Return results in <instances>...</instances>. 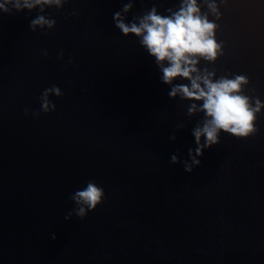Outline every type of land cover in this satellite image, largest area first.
Returning a JSON list of instances; mask_svg holds the SVG:
<instances>
[{"label":"water","instance_id":"95a60500","mask_svg":"<svg viewBox=\"0 0 264 264\" xmlns=\"http://www.w3.org/2000/svg\"><path fill=\"white\" fill-rule=\"evenodd\" d=\"M62 4L0 12V264H264V0H197L224 52L197 68L214 82L247 77L240 94L261 103L256 133L221 130L199 165L203 102L169 96L190 81L163 83L141 38L113 20L119 11L138 23L153 7L171 15L180 0ZM38 15L56 26L32 31ZM53 86L61 95L48 94L56 110L45 113ZM90 181L105 197L87 212L71 197Z\"/></svg>","mask_w":264,"mask_h":264},{"label":"clouds","instance_id":"9594fccd","mask_svg":"<svg viewBox=\"0 0 264 264\" xmlns=\"http://www.w3.org/2000/svg\"><path fill=\"white\" fill-rule=\"evenodd\" d=\"M69 0H64L68 3ZM207 3V0H204ZM226 2V0H221ZM55 5L63 8L62 0H3L0 2V12L12 14L13 11H33L37 6ZM132 3H124L123 11L126 13L132 8ZM210 12L217 20L221 14L215 3L208 4ZM171 15H159L155 7L146 14L138 16L137 22L125 23L121 12L113 14L115 26L124 34H135L140 37V43L148 53L155 57L157 64L162 68V81L171 85L177 78H184L190 81L187 84H177L172 87L169 96L175 97L178 93L183 98L195 101H202L201 110L205 112L207 119L203 127H197L193 135L197 145H200L201 137H205V144L195 149V156H192V164L199 165L200 161L196 156L203 155V147H210L218 143V133L223 130L225 133L237 138H248L256 133L257 113L260 111L261 103L259 98L255 100V106L250 104V97L240 94L242 84L248 83L247 77L235 75L234 78L220 76L215 82L211 77L216 75L214 70L204 68L203 74L197 68L200 60L215 63L218 56H222L223 44L216 39L217 24L212 22L208 15L202 14L197 0H180V7L173 11L168 9ZM78 13H73L77 15ZM55 19H46L44 15H38L32 19L30 27L36 31L37 26L48 29L56 26ZM48 55L47 50L43 53ZM61 58L63 53L60 54ZM71 62V61H70ZM167 62V66H163ZM196 73L194 76L193 74ZM203 85V86H202ZM61 95L59 87L53 86L46 89L42 94L41 108L43 112L50 113L56 110V105L49 108L48 94ZM196 106L188 109L189 113L195 111ZM39 115V113H36ZM175 139L173 135L171 137ZM191 155V152H190ZM172 163L178 161L177 156L171 157ZM192 164L185 162V170L192 172ZM104 190L95 182H88L83 190H78L71 199L77 205L87 206V212L95 211L103 202ZM80 218L86 217V209L81 206L76 210Z\"/></svg>","mask_w":264,"mask_h":264}]
</instances>
